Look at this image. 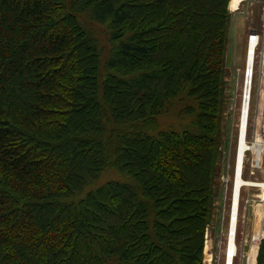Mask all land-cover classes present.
<instances>
[{"label": "trees", "instance_id": "trees-1", "mask_svg": "<svg viewBox=\"0 0 264 264\" xmlns=\"http://www.w3.org/2000/svg\"><path fill=\"white\" fill-rule=\"evenodd\" d=\"M230 3L0 0V264H203Z\"/></svg>", "mask_w": 264, "mask_h": 264}, {"label": "rangeland", "instance_id": "rangeland-1", "mask_svg": "<svg viewBox=\"0 0 264 264\" xmlns=\"http://www.w3.org/2000/svg\"><path fill=\"white\" fill-rule=\"evenodd\" d=\"M231 3L220 113V142L203 264H213L211 255H220L227 243L241 109L244 101L247 50L249 37L253 32L260 36V42L255 59L248 142L253 146L264 144V0H231ZM81 22L98 39L103 61H106L113 50V43L110 42L106 27L93 22L89 14L83 15ZM178 101L159 119L162 130L180 131L190 123L191 117L182 111L184 104H179ZM244 178L256 182L264 180L263 152L250 151L246 154ZM109 181L126 182L128 179L117 171L108 170L89 185L78 199ZM261 194L260 188L245 187L242 190L237 236L239 253L236 264H257L261 245L257 244L259 233L264 236V228L260 231V219L264 215Z\"/></svg>", "mask_w": 264, "mask_h": 264}, {"label": "bare ground", "instance_id": "bare-ground-1", "mask_svg": "<svg viewBox=\"0 0 264 264\" xmlns=\"http://www.w3.org/2000/svg\"><path fill=\"white\" fill-rule=\"evenodd\" d=\"M253 39L249 41L248 50H247V69L253 72L255 69V59L257 54V48L259 46L260 39L257 36L252 37ZM252 90L249 86V81L246 85L245 93L249 94ZM250 107H251V97L250 100L246 98L243 101V106L241 109V121H240V137L238 143L236 165H235V174H234V184L232 189V202H231V212L232 216V231L235 228L236 221H238L240 213V201L242 190L245 187H255L260 188L262 191L261 198L264 199V180L260 182L248 181L244 178V167L246 154L249 151H259L264 153V146L250 145L247 139L248 132V123L250 116Z\"/></svg>", "mask_w": 264, "mask_h": 264}, {"label": "built area", "instance_id": "built-area-1", "mask_svg": "<svg viewBox=\"0 0 264 264\" xmlns=\"http://www.w3.org/2000/svg\"><path fill=\"white\" fill-rule=\"evenodd\" d=\"M254 36H257L260 39L259 35H257L256 33H252L249 37V41L252 40L253 39L252 37ZM253 77H254L253 72L252 71L249 72V70L246 69L244 100L246 98L248 99V101L250 100L252 90H250L247 96V94L245 93V89L248 81H249V86L251 87V85L253 84ZM247 139H248V132H247ZM249 144L251 145V143ZM262 146H264V144ZM262 202L264 203V199H262ZM260 223H261L260 231H262L264 228V215L261 216ZM238 227H239V218L238 221H236L234 230L232 231V216L230 215L227 243L225 245V248L223 249V252L220 253V255H214L215 257L211 255L213 264H236V260L238 258V253H239L238 245H237ZM262 241H264V236H261V234L259 233V240L257 241V244L260 245Z\"/></svg>", "mask_w": 264, "mask_h": 264}, {"label": "water", "instance_id": "water-1", "mask_svg": "<svg viewBox=\"0 0 264 264\" xmlns=\"http://www.w3.org/2000/svg\"><path fill=\"white\" fill-rule=\"evenodd\" d=\"M253 33H255V32H253Z\"/></svg>", "mask_w": 264, "mask_h": 264}]
</instances>
